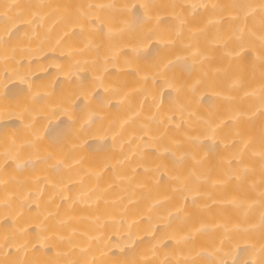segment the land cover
I'll return each mask as SVG.
<instances>
[{
    "label": "bare ground",
    "instance_id": "1",
    "mask_svg": "<svg viewBox=\"0 0 264 264\" xmlns=\"http://www.w3.org/2000/svg\"><path fill=\"white\" fill-rule=\"evenodd\" d=\"M0 264H264V0H0Z\"/></svg>",
    "mask_w": 264,
    "mask_h": 264
}]
</instances>
